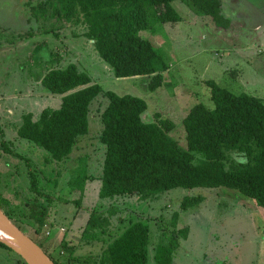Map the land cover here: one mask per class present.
<instances>
[{
	"label": "rangeland",
	"instance_id": "rangeland-1",
	"mask_svg": "<svg viewBox=\"0 0 264 264\" xmlns=\"http://www.w3.org/2000/svg\"><path fill=\"white\" fill-rule=\"evenodd\" d=\"M28 1L0 0V195L25 208L30 206L27 197L39 199L47 211L45 224L39 232L26 222H21L20 229L63 262V237L74 247L75 255H94L102 248L101 241L86 243L81 234L89 210L101 203L97 176L105 146L95 136L101 130L100 112L107 98L99 94L92 100L88 131L69 156L60 162L45 161L47 152L20 138L16 129L23 113L37 114L44 107L59 105L61 95L51 94L37 83L44 66L54 61L49 52L58 53L61 64L76 63L103 89L143 98L147 108L142 119L153 121L159 113L174 124L168 133L184 146L182 118L188 109L198 102L212 107L206 80L264 102V0H222L223 14L230 21L227 27L194 14L180 0L172 1L181 19L157 24L153 33L144 32L168 67L162 85L155 90H148L140 76H114L79 26L38 20L32 9L43 0ZM25 61L31 71L25 68ZM29 169L36 180L34 190L29 188ZM185 195L202 200L183 211L180 203ZM125 200L118 201L121 209L110 228L115 235L133 214V221L146 223L150 227L149 264H153L154 244L169 245L176 240L173 264H264V208L236 189L177 186L154 201L135 203L132 199L126 210L121 203ZM174 212L176 227H187L185 238L173 237ZM122 217L125 220L120 223ZM16 259L14 253L0 247V264H14Z\"/></svg>",
	"mask_w": 264,
	"mask_h": 264
},
{
	"label": "trees",
	"instance_id": "trees-1",
	"mask_svg": "<svg viewBox=\"0 0 264 264\" xmlns=\"http://www.w3.org/2000/svg\"><path fill=\"white\" fill-rule=\"evenodd\" d=\"M172 1L43 0L32 14L38 20L55 19L79 26L114 76H140L148 90H155L162 85L163 72L168 67L144 32L153 33L157 24L181 19ZM180 1L194 14L211 17L217 26L227 27L230 23L223 14L222 0ZM50 52L54 61L44 66L37 83L49 93L61 95L59 105L44 107L37 114L23 113L16 129L20 138L47 152L45 161L60 162L69 156L79 137L88 131L92 100L99 94L107 98L100 112L101 130L95 136L105 146L97 176L101 181V203L89 210L81 234L86 243L101 241L102 248L94 255H75L74 247L63 237L60 252L66 255L62 262L32 238L55 264H149L150 227L146 223L133 221V214L115 235L110 228L122 199H126L121 202L126 210L132 199L135 203L154 201L177 186H224L240 191L264 208V102L260 97L234 93L212 79L206 80L212 107L198 102L188 109L182 118V146L168 133L174 124L164 121L159 113H155L153 121L142 119L147 108L143 98L103 89L76 63L61 64L58 53ZM25 64L30 70L27 61ZM28 76L32 81L29 72ZM29 172V188L34 190L36 180L30 169ZM36 194L42 195L40 191ZM27 200L30 206L25 208L0 195V208L19 228L21 222H26L39 232L47 211L35 196ZM201 200L200 196L185 195L180 209L186 211ZM173 215V237L185 238L187 227L177 228V212ZM124 220L122 217L119 222ZM0 247L14 253L17 264H26L4 243L0 242ZM177 247V240L169 245L162 241L154 244L153 264H173L172 253Z\"/></svg>",
	"mask_w": 264,
	"mask_h": 264
},
{
	"label": "water",
	"instance_id": "water-1",
	"mask_svg": "<svg viewBox=\"0 0 264 264\" xmlns=\"http://www.w3.org/2000/svg\"><path fill=\"white\" fill-rule=\"evenodd\" d=\"M0 242L18 254L26 264H55L49 255L0 208Z\"/></svg>",
	"mask_w": 264,
	"mask_h": 264
},
{
	"label": "crops",
	"instance_id": "crops-1",
	"mask_svg": "<svg viewBox=\"0 0 264 264\" xmlns=\"http://www.w3.org/2000/svg\"><path fill=\"white\" fill-rule=\"evenodd\" d=\"M11 110L9 109V110H7L6 112H10ZM14 264H17V262L15 261V263Z\"/></svg>",
	"mask_w": 264,
	"mask_h": 264
},
{
	"label": "flooded vegetation",
	"instance_id": "flooded-vegetation-1",
	"mask_svg": "<svg viewBox=\"0 0 264 264\" xmlns=\"http://www.w3.org/2000/svg\"><path fill=\"white\" fill-rule=\"evenodd\" d=\"M2 209V208H1ZM22 227V226H21ZM23 228V227H22ZM31 237V236H30ZM31 238H33V237H31ZM37 242V241H36Z\"/></svg>",
	"mask_w": 264,
	"mask_h": 264
}]
</instances>
